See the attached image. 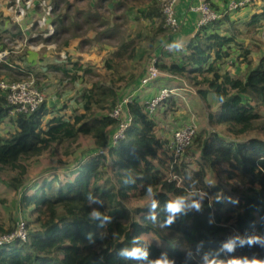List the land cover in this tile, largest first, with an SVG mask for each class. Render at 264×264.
Returning a JSON list of instances; mask_svg holds the SVG:
<instances>
[{
	"label": "trees",
	"instance_id": "obj_1",
	"mask_svg": "<svg viewBox=\"0 0 264 264\" xmlns=\"http://www.w3.org/2000/svg\"><path fill=\"white\" fill-rule=\"evenodd\" d=\"M50 1L54 9L65 3ZM151 1L138 11L137 19L156 26L149 35L137 32L122 41L114 55L129 51L126 57H134L135 44L142 39L149 51L153 50L159 36L170 34L160 0ZM65 18L66 14H57L53 22L56 33L66 32ZM91 18L90 14L86 19ZM224 18L222 15L195 31L184 46L180 63H155L197 87L202 99L212 92L217 101L216 110L207 114L211 130L206 135L196 133L177 157L167 147V140L157 136L153 115L145 112V103L138 98L126 105L131 122L124 139L109 147L107 156L97 154L108 144L116 124L108 115L123 96L115 83L134 81L137 75L131 72L106 82L95 81L83 89L78 96L82 112L68 116L49 109L43 101L29 113L10 115L6 93L0 89V122L8 118L14 127L6 136L0 135V180L6 172L8 185L21 191L20 207L32 216L28 222L23 219L26 241L0 246V264H149L158 259L168 264H205V255L217 264H226L230 258L264 261V55L252 65L249 50L237 39L240 32H218ZM263 21L264 7L252 14L246 26L255 31ZM145 51L141 49L137 59ZM233 54L245 64L241 75L222 69ZM71 66L79 68L75 63ZM106 67L112 68V64L107 61ZM46 68L69 75L73 81L77 78L62 64ZM21 70L7 64L0 69L14 80L26 77L27 72ZM217 126L220 128L214 129ZM80 136L89 137L92 148L76 167L63 177L53 171L34 179V185L24 184L23 177L33 161L46 156L60 162L80 147ZM214 172L234 184L230 190L220 182L209 185L207 175ZM89 193L103 200V205L90 204ZM145 196H150L145 206L130 209L125 204L130 198ZM178 198L184 199L185 207L169 225L165 223L170 215L166 205ZM153 200L157 201L155 209L151 208ZM194 201L201 205L199 210L191 207ZM93 210L102 214L101 219L91 218ZM152 215L155 219L149 218ZM103 216L110 220L103 221L101 227ZM28 224L34 227L28 229ZM148 233L163 244L145 243L141 235ZM253 236H259L260 241L249 245L247 240ZM230 241L235 242L232 252L223 249ZM133 246L145 249L147 260L118 254Z\"/></svg>",
	"mask_w": 264,
	"mask_h": 264
},
{
	"label": "rangeland",
	"instance_id": "obj_2",
	"mask_svg": "<svg viewBox=\"0 0 264 264\" xmlns=\"http://www.w3.org/2000/svg\"><path fill=\"white\" fill-rule=\"evenodd\" d=\"M41 1L43 0H34L33 5L25 10L27 12L24 16L19 17L13 0H0V69L6 65L4 63L6 61L7 65L17 66L22 69L21 71H26L27 74L24 78L34 79L42 91L45 105L51 109L53 104L64 115L82 112L78 96L83 89L90 87L95 81L106 82L131 72L137 75L134 81L126 83L125 80H120L115 83L119 94L124 96L131 94L138 83L139 74L143 67L150 62V59L155 58V63L156 61L160 63L163 62L160 59L161 55H170V51L161 53L159 50L156 51L155 47L149 51L144 39L135 44L134 57H126L129 51L122 52L121 56L114 55L122 41H128L135 37L137 32L143 36L149 35L152 27L156 26L155 22L137 19L138 11L148 6L152 2L151 0H65V3L57 9L53 8L50 0H45L51 6L47 23L51 24L53 29L51 34L45 36L43 35L45 29L37 25L36 22L44 11L43 6L39 4ZM117 2L121 4L118 5ZM58 13L66 14L63 24L67 28L66 32H55L56 26L53 25V22ZM90 14L93 18L87 20L86 18ZM257 32L255 30L251 34L249 32L246 36H242L252 39L255 37L256 43L252 44V52L248 56L252 65L258 61L260 56L264 55V40ZM163 34H166L165 29ZM141 49H147L148 52L145 51L142 57L137 59ZM169 49L170 47L165 51ZM31 50L39 52L37 59L32 63L27 59L32 53ZM155 51L156 53H154ZM62 54L64 57L61 56ZM107 61L112 64V68L106 67ZM14 62H18L19 65ZM72 63H75V67L79 68L73 70ZM51 64L64 65L70 73H75L77 78L73 81L69 75L65 76L59 71L48 70L46 66ZM227 65L229 71H233L236 66L240 68L236 61L228 62ZM83 69L88 72H83ZM158 71L163 72L159 68ZM0 79L14 80L11 75L8 76L2 71H0ZM185 81L187 90L191 88L197 92V87L186 79ZM162 83L167 89L174 87L173 82H168L160 77L157 84ZM176 92L178 93L174 89L172 94L166 97L154 111L153 119L158 133L165 139H170L175 129L192 123L196 133L206 135L211 130L207 125V114L215 109L213 96L208 95L202 99L199 95L198 97L188 91H183V95L176 94ZM143 94L144 92L140 93L138 97L143 99L147 96L148 99L150 96L143 97ZM262 115H264V110ZM202 126L203 129L200 128ZM13 128L10 120L5 118L0 122V135L6 136L13 131ZM219 128L217 126L214 129ZM78 142L80 147L76 149L78 150L76 154L65 155L60 162L46 156L33 161L23 177L24 184L28 185L32 182L31 185H34V179L47 176L54 170L59 172L67 166L75 164L82 152L92 147L89 137L80 136ZM216 173L207 175L209 185L220 182L225 190H230L234 184L221 180ZM1 175L3 176L0 180V196L3 198V202L0 203V234L12 229L17 217L20 216L27 222L32 217L28 209L20 207V199L16 190L6 182L8 174L4 172ZM149 199L150 196L130 198L125 204L131 209L136 206H145ZM31 227L34 226L28 224V229ZM141 238L145 243L163 244L150 233L142 234Z\"/></svg>",
	"mask_w": 264,
	"mask_h": 264
},
{
	"label": "built area",
	"instance_id": "obj_3",
	"mask_svg": "<svg viewBox=\"0 0 264 264\" xmlns=\"http://www.w3.org/2000/svg\"><path fill=\"white\" fill-rule=\"evenodd\" d=\"M178 0H160L161 11L164 15L165 25L170 33H175L179 29V21L175 15L174 5ZM189 8L198 14L196 19V30L222 16L229 10L241 7L251 0H232L226 4L225 11L222 13L215 11L206 0H188ZM34 0H13L16 13L19 17L24 16L33 5ZM43 6L44 11L37 19V25L42 26L44 36L53 32L52 25L47 23L50 14L51 6L45 0L39 3ZM257 31L261 38L264 39V21L259 25ZM163 48H169V45L164 44ZM64 57V55H61ZM160 72L155 66V58H151L150 62L145 65V70L138 83L131 91V94L123 95L118 99L115 105L110 109L108 115L116 120L114 129L109 135L108 144L97 150V154L106 155L109 147L115 146L120 143L124 137L126 130L131 122V116L127 111L126 105L133 98H138V91L155 81ZM0 89L6 93L7 101L10 105L9 114L16 113H29L36 109L43 101L42 91L35 84L34 79L31 77L22 78L19 80H6L0 79ZM174 89H167L160 87L155 94L146 100H140L145 103L144 110L148 115H153L156 107L172 94ZM196 134L195 126L191 124H184L172 132L171 138L167 139V147L171 150L173 156L177 157L183 153L185 148L191 143ZM175 178L174 175H171ZM27 228L22 217H17L15 225L12 230L0 234V246L11 243L13 241H26Z\"/></svg>",
	"mask_w": 264,
	"mask_h": 264
},
{
	"label": "crops",
	"instance_id": "obj_4",
	"mask_svg": "<svg viewBox=\"0 0 264 264\" xmlns=\"http://www.w3.org/2000/svg\"><path fill=\"white\" fill-rule=\"evenodd\" d=\"M206 1L210 4V6L215 11L222 13L223 11H225L226 4L232 0H206ZM189 4L190 3L188 0H178L175 3L174 11H175V15L179 21V29L175 33H170V34L160 38L157 45L155 46V50L156 51L159 50L161 53H166V52L170 51V55H168V54L161 55L160 59L165 64H169L170 62L180 63L181 57L184 53V46L195 34V31H196L195 23H196V19L198 17V14L189 8ZM263 7H264V0H251L249 3H247L241 7H238L236 9H232V10H229L228 12H225L223 14V15H225V18L221 21L222 23L219 24L218 32L219 33H233V31H238L240 33H243L240 36H238L237 39H238L239 43H242V45L249 50L248 56H250V54L252 52L251 46L253 43H256V41L254 40L255 37H253V39H252L250 37H242V36H246L249 32H250L249 34L253 33V30L249 31L248 27L246 26V21L252 16V14L260 12L263 9ZM257 34H259V33L257 32ZM164 44L169 45L170 49L165 51L166 49L163 48ZM156 51L154 53H156ZM30 52H32V53L29 57H27V59L29 60V62L32 63L35 61V59H37L39 52H38V50H31ZM156 55H159V54H156ZM235 56L236 55L233 54L229 59H227L223 63L222 69L229 71L227 63L228 62L231 63L233 61H236L237 63H239V67L241 69L236 66L237 68L235 67L233 69V71L230 70L229 72L232 75H241L245 71V64L243 62H240L241 61L240 58L236 59ZM4 63L7 64L6 61ZM14 63L16 65H19L18 62H14ZM10 66H12V65H10ZM160 77L162 79H165L168 82L174 83L173 89H176L178 91V93L176 92V94L183 95V93H182L183 91H188V92H191V93L195 94L196 96H198V94H197V92H195V90H193L191 88H190V90H187V83L182 77H179L177 75H173L170 73H166L164 71L160 72L158 78L155 81H153V82L149 83L148 85H146L145 87L141 88L138 91V96L140 95V93L144 92L145 95L143 94V97L146 95H150L149 97H151L153 94L156 93V91L160 87H164L165 84H163V83L157 84V81L159 80ZM152 91H154V92H152ZM208 95L213 96V98H214L213 104L215 105L214 110H216L217 101H216L215 95L212 92H208L206 97ZM139 99H140V97H139ZM146 99H147V96L144 97L143 99H140V100L143 101ZM51 109L54 111L57 110L53 106V104L51 106ZM59 114H62V113H60V111H59ZM65 116H68V115H65ZM200 128L203 129L204 127L202 126ZM155 132H156L157 136L161 137L162 139H165V137L163 135L158 133L156 126H155ZM165 140H167V139H165ZM91 148L87 149L85 152H82L80 157L77 158V161L75 164L69 165V166H67V168L59 171L60 177H63L64 174L69 169L76 167L78 162L80 160L84 159V157H86L90 153ZM77 151L78 150L74 151V153L72 155H75ZM51 172H53V171H51ZM54 172H57V171L54 170ZM16 193L18 195V198L20 199V196H21L20 195L21 194L20 189H18L16 191Z\"/></svg>",
	"mask_w": 264,
	"mask_h": 264
},
{
	"label": "clouds",
	"instance_id": "obj_5",
	"mask_svg": "<svg viewBox=\"0 0 264 264\" xmlns=\"http://www.w3.org/2000/svg\"><path fill=\"white\" fill-rule=\"evenodd\" d=\"M152 188L149 187L148 188V193L152 194ZM87 200L90 204L95 203V204H99V205H103V200H101L99 197H94L92 196L91 193H89L87 195ZM157 207V201L153 200L151 202V208L155 209ZM185 207V203H184V199L183 198H178L174 201H170L167 203L166 205V210L167 212L170 214L168 216V219L166 220L165 223L167 224H171L175 218V215L177 213H180ZM191 207L196 208L197 210L200 209L201 205L198 202H193V204L191 205ZM90 216L92 219H101L102 214L97 211V210H93L90 213ZM149 218L151 219H155L154 215L150 216ZM106 220H110V217L108 216H103V220L101 221L100 226H103V221ZM91 235V234H89ZM258 241H260V237L259 236H253L251 238H249L247 240V243L249 245L255 244ZM133 245H135L136 240L134 239L132 241ZM245 241H241V244H244ZM234 246H235V242L234 241H230L229 243L223 245V249H226L228 252H232L234 251ZM121 257L125 258V259H131V260H147L148 258V252L145 249H142L141 247H136L133 246L131 248H124L121 249L120 252L118 253ZM163 255V254H162ZM204 262L205 264H217V261L215 259L209 261V258L207 255L204 256ZM149 264H168L167 261H162V260H155V261H149ZM219 264H225L224 261H220ZM226 264H264V261H260L258 259H252V260H248L247 258H244L243 260L239 259V258H230L226 261Z\"/></svg>",
	"mask_w": 264,
	"mask_h": 264
}]
</instances>
